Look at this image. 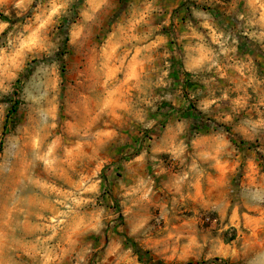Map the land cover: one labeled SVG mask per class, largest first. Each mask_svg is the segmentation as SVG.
Returning <instances> with one entry per match:
<instances>
[{
  "label": "rangeland",
  "instance_id": "rangeland-1",
  "mask_svg": "<svg viewBox=\"0 0 264 264\" xmlns=\"http://www.w3.org/2000/svg\"><path fill=\"white\" fill-rule=\"evenodd\" d=\"M253 10L243 0H0V101L19 93L13 112L0 103V264H143L127 237L145 264H226L239 233H220L215 213L197 221L177 208L170 222L173 206L161 205L121 232L130 205L156 191L151 176L125 178L144 151L164 168L182 159L193 130L202 160L223 152V134L204 136L214 130L197 122L217 104H245L239 80L224 77L264 79ZM182 184L178 172L170 187ZM248 256L264 264V245Z\"/></svg>",
  "mask_w": 264,
  "mask_h": 264
},
{
  "label": "clouds",
  "instance_id": "clouds-1",
  "mask_svg": "<svg viewBox=\"0 0 264 264\" xmlns=\"http://www.w3.org/2000/svg\"><path fill=\"white\" fill-rule=\"evenodd\" d=\"M243 2L247 3V0ZM252 76L253 78L245 77L243 80L234 75L224 77L229 83L232 80H239L244 92L243 107L228 110L227 106L221 109L217 104L207 116H201L197 122L199 128L214 130L211 134L205 131L204 136L215 135V132L223 134L224 150L221 154L217 156L212 149L209 158L202 160L200 153L204 148L193 139L195 134L193 130L181 139V143H187L186 154L179 161L173 162L169 168L160 166L156 162L155 154L149 156L148 151H144L138 159L132 161L137 168L128 172L125 183L134 186L140 176H151L156 191L152 193L154 199L137 200L130 205L135 212L126 214L127 223L120 229L121 232H124L137 216L144 215L146 210H153L161 205L164 208L169 204L173 206L170 222L177 221L175 215L177 208L192 211L194 213L192 219L197 221L205 214L215 213L220 221V233L234 226L239 233L237 239L229 245L227 264H249L248 253L258 244L264 245V199L256 198L257 190L264 196V87H260L264 84V79L255 81L254 73ZM249 88L252 89L251 95L248 93ZM18 99L19 96H10L0 103L10 106L11 111ZM188 103L195 111V101L189 99ZM20 107L22 115L23 104ZM246 119L254 122L255 130L253 126L244 124ZM139 123L145 129L151 128V124H145L143 119H140ZM53 126L54 123L50 124L49 130ZM136 131L139 132L138 129ZM154 131L158 135L161 128L157 127ZM155 138L154 136L153 139ZM42 139H46V136H42ZM218 160L222 166H218ZM178 172L181 174L183 184L178 191H173L170 185ZM123 189L124 185H121L120 190ZM157 193L160 195L157 196ZM124 194L130 196L131 192L125 190ZM111 211L113 216H109L108 219L114 224L118 223L114 219L116 209L112 208ZM252 220L258 223V227L254 228L250 224ZM190 226L189 222L185 221L177 228H171V231L187 230ZM213 226L215 227V224ZM127 235L134 237L136 233L128 231ZM168 238L170 237H165ZM208 243L210 241L206 240L201 247H207ZM212 264L219 262L212 261Z\"/></svg>",
  "mask_w": 264,
  "mask_h": 264
},
{
  "label": "crops",
  "instance_id": "crops-1",
  "mask_svg": "<svg viewBox=\"0 0 264 264\" xmlns=\"http://www.w3.org/2000/svg\"><path fill=\"white\" fill-rule=\"evenodd\" d=\"M257 2V3H256ZM247 6L252 7L256 12V24L258 25L257 38L263 44L264 48V0H247Z\"/></svg>",
  "mask_w": 264,
  "mask_h": 264
},
{
  "label": "trees",
  "instance_id": "trees-1",
  "mask_svg": "<svg viewBox=\"0 0 264 264\" xmlns=\"http://www.w3.org/2000/svg\"><path fill=\"white\" fill-rule=\"evenodd\" d=\"M5 20L8 21V19H6V17H5ZM66 42H68V37H66ZM15 95L16 96H19V93L17 92V93H15ZM14 110H15V107H14V109H12V112ZM127 241H128V243H131V245H132V247L134 249L135 254L138 256L139 262L145 264V261L143 260V252L141 251V249L136 245V243L132 239H130V238L127 237ZM224 262L227 264V261H224Z\"/></svg>",
  "mask_w": 264,
  "mask_h": 264
},
{
  "label": "built area",
  "instance_id": "built-area-1",
  "mask_svg": "<svg viewBox=\"0 0 264 264\" xmlns=\"http://www.w3.org/2000/svg\"><path fill=\"white\" fill-rule=\"evenodd\" d=\"M206 221L209 222V223H210V222H211V223H216V222H217L216 219H213L212 217H209V216L206 218Z\"/></svg>",
  "mask_w": 264,
  "mask_h": 264
}]
</instances>
